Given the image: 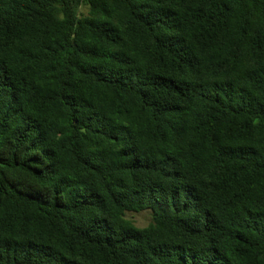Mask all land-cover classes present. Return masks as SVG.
<instances>
[{
  "label": "trees",
  "instance_id": "obj_1",
  "mask_svg": "<svg viewBox=\"0 0 264 264\" xmlns=\"http://www.w3.org/2000/svg\"><path fill=\"white\" fill-rule=\"evenodd\" d=\"M0 264H264V0H0Z\"/></svg>",
  "mask_w": 264,
  "mask_h": 264
},
{
  "label": "rangeland",
  "instance_id": "obj_2",
  "mask_svg": "<svg viewBox=\"0 0 264 264\" xmlns=\"http://www.w3.org/2000/svg\"><path fill=\"white\" fill-rule=\"evenodd\" d=\"M129 218H130V216H129ZM132 220L139 227H143V226L147 225V222H148V218L146 215H136V216H134V218Z\"/></svg>",
  "mask_w": 264,
  "mask_h": 264
}]
</instances>
